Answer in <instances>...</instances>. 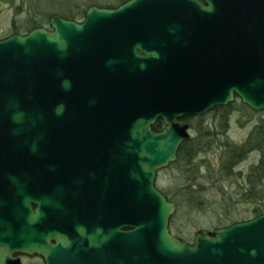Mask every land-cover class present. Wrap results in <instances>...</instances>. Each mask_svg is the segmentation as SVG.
<instances>
[{
    "label": "water",
    "instance_id": "1",
    "mask_svg": "<svg viewBox=\"0 0 264 264\" xmlns=\"http://www.w3.org/2000/svg\"><path fill=\"white\" fill-rule=\"evenodd\" d=\"M210 6H89L0 40V264H264V206L189 244L154 184L191 137L183 118L235 97L264 111V0Z\"/></svg>",
    "mask_w": 264,
    "mask_h": 264
},
{
    "label": "rangeland",
    "instance_id": "2",
    "mask_svg": "<svg viewBox=\"0 0 264 264\" xmlns=\"http://www.w3.org/2000/svg\"><path fill=\"white\" fill-rule=\"evenodd\" d=\"M22 1L25 2L24 10H29L32 0H15L14 4L19 6ZM44 3L43 7H38L33 20L48 28L52 15L72 20L89 6L107 8L116 5L118 0H45ZM26 18V15L15 16L12 4L0 0V40L13 34L14 20L17 28H23L28 23ZM186 122L190 125V139L195 141L184 148L179 161L157 171L154 184L166 194L168 201L179 204V211L169 220V231L192 244L198 230L212 231L253 219L251 210L264 205L257 199L264 194V173L260 178L251 176L264 151L261 146H264V139L256 137L264 126V111H254L235 97L227 106L214 109L205 120L190 117ZM249 138L252 142L248 148L253 150L244 152L228 175L220 171L219 165L228 145L243 146ZM191 148L195 150V158L188 165L185 155ZM250 185L255 189L251 195H246L245 190Z\"/></svg>",
    "mask_w": 264,
    "mask_h": 264
},
{
    "label": "trees",
    "instance_id": "3",
    "mask_svg": "<svg viewBox=\"0 0 264 264\" xmlns=\"http://www.w3.org/2000/svg\"><path fill=\"white\" fill-rule=\"evenodd\" d=\"M9 3L12 4V7L13 9L15 10V16H18V15H26L27 16V22L26 25L23 27V28H17L15 26V20L12 22V28H13V34L12 35H15V34H18V35H25L27 34L29 31L33 30V29H36V28H40V27H43L42 25L36 23L33 18L34 16L37 15L38 13V7L40 6H44L42 4H45L44 1L45 0H32V3L29 10H24V5H25V2L22 1L21 5L19 6H16L14 4V1L15 0H7ZM126 1L128 0H118V3L116 5H109L107 6V8H116L118 7L119 5L125 3ZM87 9H83V11H79V13L76 14V16L74 17V19L72 20H83L84 17H85V12H86ZM20 11V12H19ZM37 11V12H36ZM161 120H157L154 125L151 127L152 130L154 132H159V130L161 129ZM204 135H208V133H204ZM257 138H260L262 137L264 139V134L259 131L257 132V135H256ZM255 137V138H256ZM195 140L194 139H190L189 141L187 142H184L183 144L180 145V147L178 148V151H177V159L178 161L181 159V153L183 154V150L186 146L188 145H192L193 142ZM251 138H249L246 142H244V145L243 146H237L235 144H229L228 145V149L225 150L226 154L224 155V157L222 158L221 160V164L219 165L220 167V171L226 173L227 175L234 170V167L236 166V163H237V159L239 157L242 158V155L244 152H248V151H251L253 149L251 148H248L250 147L251 145ZM258 142V141H257ZM259 144V143H258ZM264 149V146L261 145ZM194 148H191L189 151L186 152V159L187 160V163L188 165L189 164H192V162H194ZM257 163V166L255 167L256 171L252 172L251 173V176H255V178H260L261 175L264 173V151L262 152L261 154V158L259 161L256 162ZM156 179H157V176L155 178V181L154 183L156 182ZM250 183H253L250 181ZM255 189L253 185H250L249 188H247V190H245V193L246 195H251L252 194V190ZM158 190V189H157ZM161 192V191H160ZM162 193V192H161ZM164 196H166L165 193H162ZM168 199V198H167ZM258 201L262 202V204H264V194L260 195V197L257 198ZM169 200V199H168ZM178 201H180V198H178ZM175 205H176V211H175V214L179 211V204L178 202H174ZM264 206V205H263ZM263 206L262 207H255L251 210V213H252V217L255 218L259 215L262 214L263 212ZM174 215L171 216L170 219H173ZM234 224V223H232ZM230 224V225H232ZM228 225V226H230ZM226 226V227H228ZM221 228H224V227H221Z\"/></svg>",
    "mask_w": 264,
    "mask_h": 264
},
{
    "label": "flooded vegetation",
    "instance_id": "4",
    "mask_svg": "<svg viewBox=\"0 0 264 264\" xmlns=\"http://www.w3.org/2000/svg\"><path fill=\"white\" fill-rule=\"evenodd\" d=\"M195 2H197L203 9L207 10V11H212V7L210 6V3L212 2H215L217 0H194ZM219 2L220 1H225L227 2L228 0H218ZM217 8V7H216ZM210 14V13H209ZM213 14V13H212ZM180 15V14H179ZM207 16V14H206ZM185 35L186 34H190V32H183ZM163 34H165V32H163ZM213 34L215 35L214 31H211L210 29H200L198 30L197 32H195L194 35L197 36L198 38V48L199 49H203V47H206V46H212V40H213ZM159 35V34H158ZM192 39V38H191ZM190 39V40H191ZM207 40H209L210 43H207ZM202 41V42H200ZM186 42V41H185ZM201 47V48H200ZM213 47V46H212ZM211 47V48H212ZM136 53L141 56V57H145V54L143 52H141L140 50H136ZM149 81L150 78H148ZM153 81V80H152ZM148 82V81H147ZM235 100V99H234ZM229 104V103H228ZM228 104L224 105V106H227ZM218 107H223V106H217V107H214L213 109H211L210 111L206 112V113H203L201 115H196V116H192L194 117L195 119H199L200 121L202 120H205L206 119V116H208V114H211L212 111H214V109L218 108ZM190 117H185L183 118V120L186 122V120H188ZM187 123V122H186ZM161 129L159 131H161L163 129V123L161 121ZM188 124V123H187ZM189 128H190V125L188 124ZM41 188V187H40ZM81 190H84V189H81ZM43 193V192H42ZM41 193V194H42ZM51 193V192H50ZM81 193V192H80ZM85 192H83L82 194H84ZM40 194V195H41ZM53 196V195H52ZM49 198H50V195H49ZM77 203V202H76ZM33 209H37V206H33ZM104 212V211H103ZM51 244H56V240L53 239L50 241ZM16 257H18L20 259V262L21 264H26V262H29V261H33L36 262V264H45V259L44 257L41 255V254H38V253H34V254H31V255H28V254H15Z\"/></svg>",
    "mask_w": 264,
    "mask_h": 264
}]
</instances>
